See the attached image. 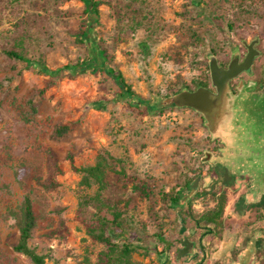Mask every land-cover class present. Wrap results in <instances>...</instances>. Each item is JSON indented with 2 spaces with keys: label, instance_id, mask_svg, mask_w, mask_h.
Wrapping results in <instances>:
<instances>
[{
  "label": "rangeland",
  "instance_id": "obj_1",
  "mask_svg": "<svg viewBox=\"0 0 264 264\" xmlns=\"http://www.w3.org/2000/svg\"><path fill=\"white\" fill-rule=\"evenodd\" d=\"M94 1L98 22L92 37L104 51V66L119 71L141 99L152 102L196 82L208 84L211 56L228 55L240 40L263 35L264 0ZM87 25L78 0H0V264H32L13 250L19 234L14 215L24 196L37 218L29 246L44 264H96L106 247L87 234L92 208L81 205L96 189L80 183L71 162L86 168L102 156L115 170L122 167L154 186L155 193L185 188L192 174L209 176L199 160L206 132L191 109L150 114L144 105L121 99L104 68H65L92 62L79 37ZM7 51L54 74L10 58ZM59 126L68 128L62 136L55 133ZM22 168L32 175L26 182L17 179ZM110 178L122 186L119 177ZM118 188L105 196L132 200L125 217L133 227L132 261L161 264L163 240L174 253L191 223L181 228L180 209L157 196L140 202ZM207 198L193 203L194 210L201 211ZM258 261L264 264V247Z\"/></svg>",
  "mask_w": 264,
  "mask_h": 264
},
{
  "label": "flooded vegetation",
  "instance_id": "obj_2",
  "mask_svg": "<svg viewBox=\"0 0 264 264\" xmlns=\"http://www.w3.org/2000/svg\"><path fill=\"white\" fill-rule=\"evenodd\" d=\"M208 74V84L196 82L179 93L207 92L203 111L191 110L206 132V148L199 160L207 165L209 176L192 174L190 189L181 188L184 205L177 217L181 228L191 223L186 232L193 238L180 239L174 253L162 239L161 264H260L258 256L264 247V28L261 37L240 40L228 55L211 56ZM203 189L212 191L203 195ZM205 195L207 205L194 210L193 203ZM220 199L222 225L198 226L193 216L214 211ZM217 249L221 253L215 258ZM245 250L243 262L240 254ZM179 251L185 253L178 256Z\"/></svg>",
  "mask_w": 264,
  "mask_h": 264
},
{
  "label": "trees",
  "instance_id": "obj_3",
  "mask_svg": "<svg viewBox=\"0 0 264 264\" xmlns=\"http://www.w3.org/2000/svg\"><path fill=\"white\" fill-rule=\"evenodd\" d=\"M78 1L84 5V13L86 14L88 23L87 28L85 31L81 32L79 37L90 51V60H92V62L90 64H88V62H82L80 64L66 66L65 68L73 69V71L84 70L90 67L94 69L104 68L106 73L117 85L120 98L131 100L132 104L135 106L144 105L147 112L150 114H158L167 108H174L165 101L170 96L158 99L155 102L141 99L131 89V86L126 83L119 71L104 66V51L99 48L93 39L94 37H92V28L94 24L98 22V2L94 0ZM5 55L16 60L24 61L27 65H34L49 75L54 74V72L48 71L43 65L24 58L18 53L7 51ZM177 93H179V91L172 96H175ZM28 104L31 106L32 110H35L32 101H29ZM67 130L68 128L66 126H59L55 128V133L58 136H62ZM118 168L119 171L115 170V168L108 163V160L102 156L99 157L95 165L86 168L78 169L71 162V169L81 176L80 183L86 188L94 187L96 189L93 196L83 199L81 203L86 209L88 207L92 208L89 221H87L86 225L87 234L92 240L106 247L105 251L98 254L96 264H138L131 259L133 241H130L128 238L129 233L133 231V227L125 220L127 210L133 207L132 200L128 197H118L115 200L109 199L105 194L110 192V190L119 186L118 191L120 194L125 195V192H130L140 202L148 201L150 198L157 196L163 203L166 204L168 202L171 208L180 209L184 205L182 202L185 196L183 189H178L177 191H175V189H169L167 193L160 190V193H155L154 186L149 187L147 182L139 180L133 175H127L122 167ZM110 175L119 177L118 179H121L122 186L119 183H117L119 185L114 184L117 181L115 180L113 183ZM30 177H32V175L26 168H22L17 172V179L20 182H26ZM126 184H129V186H125ZM186 188L190 189V184H187ZM174 191L175 193H173ZM203 191H205V189H203ZM195 196L199 197V193H195ZM194 197L189 199L188 204ZM223 208V200L220 199L214 211H203L201 214L193 217L198 226L214 224L216 227H220L222 225L221 218L223 215ZM14 216L17 220L19 234L18 241L13 246V250L28 257L32 264H44V257L36 253L35 249L29 246V241L37 226L36 214L29 196L23 197L19 212Z\"/></svg>",
  "mask_w": 264,
  "mask_h": 264
},
{
  "label": "water",
  "instance_id": "obj_4",
  "mask_svg": "<svg viewBox=\"0 0 264 264\" xmlns=\"http://www.w3.org/2000/svg\"><path fill=\"white\" fill-rule=\"evenodd\" d=\"M216 73H213V80L216 82ZM208 98L207 92L199 90L195 93L181 92L176 96L170 97L166 102L175 108H189L197 111H203L205 108L206 100ZM195 185L192 186L194 188ZM185 251H179L178 256L184 254ZM166 264H169L168 262Z\"/></svg>",
  "mask_w": 264,
  "mask_h": 264
},
{
  "label": "crops",
  "instance_id": "obj_5",
  "mask_svg": "<svg viewBox=\"0 0 264 264\" xmlns=\"http://www.w3.org/2000/svg\"><path fill=\"white\" fill-rule=\"evenodd\" d=\"M233 206L231 205V208H232ZM232 210V209H231ZM225 238H226V235L224 236ZM227 237H229V238H232L233 236H229V235H227ZM221 243H224V242H221ZM221 253V251H220V249H217V251L214 253V257L215 258H218V257H216V256H219V254ZM245 253H246V250L243 252V253H241L240 254V256H241V261H245L246 260V255H245Z\"/></svg>",
  "mask_w": 264,
  "mask_h": 264
}]
</instances>
